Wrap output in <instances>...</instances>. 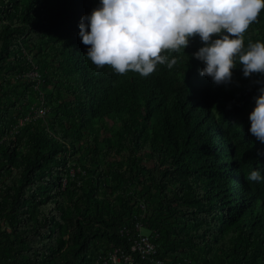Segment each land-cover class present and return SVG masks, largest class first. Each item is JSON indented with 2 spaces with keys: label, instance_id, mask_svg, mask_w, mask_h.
<instances>
[{
  "label": "trees",
  "instance_id": "obj_1",
  "mask_svg": "<svg viewBox=\"0 0 264 264\" xmlns=\"http://www.w3.org/2000/svg\"><path fill=\"white\" fill-rule=\"evenodd\" d=\"M100 6L0 0V264H97L114 248L155 264L131 251L125 229L139 221L166 263L264 264V180L246 179L264 177L249 120L258 91L201 76L199 36L148 77L98 68L79 24ZM257 41L264 10L245 49ZM242 77L238 65L232 79Z\"/></svg>",
  "mask_w": 264,
  "mask_h": 264
},
{
  "label": "clouds",
  "instance_id": "obj_2",
  "mask_svg": "<svg viewBox=\"0 0 264 264\" xmlns=\"http://www.w3.org/2000/svg\"><path fill=\"white\" fill-rule=\"evenodd\" d=\"M262 10L264 0H101L100 7L81 18L79 35L90 46L86 57L98 68L107 65L118 74L143 77L158 64L172 69L177 59L165 53L185 52L190 38L199 36L204 46L191 56L205 64L200 75L227 84L238 65L245 77L264 75V42L249 43L247 49L244 43ZM254 83L261 86L249 115L250 132L264 144V80ZM246 179L264 177L252 171Z\"/></svg>",
  "mask_w": 264,
  "mask_h": 264
},
{
  "label": "built area",
  "instance_id": "obj_3",
  "mask_svg": "<svg viewBox=\"0 0 264 264\" xmlns=\"http://www.w3.org/2000/svg\"><path fill=\"white\" fill-rule=\"evenodd\" d=\"M32 72V76L36 75ZM35 77V76H34ZM47 109L41 103L35 108V117L46 115ZM144 209V205H141ZM145 230L148 233L144 232ZM125 233L130 237L132 253L139 256L142 260L150 261L155 264H187V261L166 263L162 259H156L154 256L157 253V245L154 242V233L144 226L140 221L136 223L134 230L125 229ZM156 236V234H155ZM97 264H135V259L131 254H126L123 250L114 248L105 255H101L97 260Z\"/></svg>",
  "mask_w": 264,
  "mask_h": 264
},
{
  "label": "rangeland",
  "instance_id": "obj_4",
  "mask_svg": "<svg viewBox=\"0 0 264 264\" xmlns=\"http://www.w3.org/2000/svg\"><path fill=\"white\" fill-rule=\"evenodd\" d=\"M30 55L33 58V53H30ZM35 69H36V71H38L37 70V67H35ZM39 74H40V72L37 73L36 75H34L35 76V79L38 81L37 89H39V88L42 87V88H44V90H45V92L47 94L48 93H51L52 90H53L52 86L45 85L44 81L41 80L42 78L40 77ZM256 80H264V75L258 76L256 74V75H253L251 77H242L241 79H238V81H235V79H232L230 83L222 84V86L224 88H233V87L234 88H242L244 91H251L254 88L255 90L258 91V89H259V87L261 85L254 83V81H256ZM215 85H217V84L215 83ZM45 92L44 91L41 92L42 96L43 95L45 96V94H44ZM36 106L37 105H35L34 107H36ZM46 109H47V107H46ZM136 121H137V119H135V122ZM116 131H117V128L116 127L110 126L108 128V131L107 132L102 131L100 133L99 138H98L99 139V142H100V145H101L100 146L101 147L100 152H103L104 150H106L108 148L109 144L114 141L115 135H116ZM103 156H104V154H103ZM146 165L152 166V162H147ZM74 172L75 171L71 169V171L69 172V174H71V176H73L74 175ZM144 232L148 233L147 230H145Z\"/></svg>",
  "mask_w": 264,
  "mask_h": 264
}]
</instances>
